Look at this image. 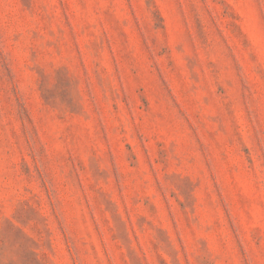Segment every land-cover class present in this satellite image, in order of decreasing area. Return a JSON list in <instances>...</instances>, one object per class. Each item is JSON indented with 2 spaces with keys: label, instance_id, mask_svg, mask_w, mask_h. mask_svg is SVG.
Returning <instances> with one entry per match:
<instances>
[{
  "label": "rangeland",
  "instance_id": "obj_1",
  "mask_svg": "<svg viewBox=\"0 0 264 264\" xmlns=\"http://www.w3.org/2000/svg\"><path fill=\"white\" fill-rule=\"evenodd\" d=\"M0 264H264V0H0Z\"/></svg>",
  "mask_w": 264,
  "mask_h": 264
}]
</instances>
